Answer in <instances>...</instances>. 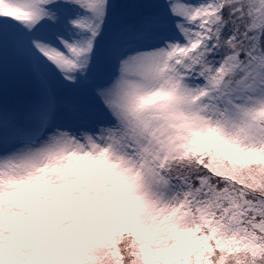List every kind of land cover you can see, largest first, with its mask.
I'll return each instance as SVG.
<instances>
[{
  "label": "snow or ice",
  "instance_id": "obj_1",
  "mask_svg": "<svg viewBox=\"0 0 264 264\" xmlns=\"http://www.w3.org/2000/svg\"><path fill=\"white\" fill-rule=\"evenodd\" d=\"M0 264H264V0H0Z\"/></svg>",
  "mask_w": 264,
  "mask_h": 264
},
{
  "label": "trees",
  "instance_id": "obj_2",
  "mask_svg": "<svg viewBox=\"0 0 264 264\" xmlns=\"http://www.w3.org/2000/svg\"><path fill=\"white\" fill-rule=\"evenodd\" d=\"M19 75V72H17V76ZM29 84H33L31 81L30 76L28 75L26 80H23L22 82L20 81L19 84L17 85L19 87V89L24 92V93H28L31 92L32 88L34 87V85H29Z\"/></svg>",
  "mask_w": 264,
  "mask_h": 264
},
{
  "label": "rangeland",
  "instance_id": "obj_3",
  "mask_svg": "<svg viewBox=\"0 0 264 264\" xmlns=\"http://www.w3.org/2000/svg\"><path fill=\"white\" fill-rule=\"evenodd\" d=\"M113 2L122 3V2H128V0H113ZM27 77H28V74L26 72H19V75L17 76L16 84L18 85L20 81L22 82L23 80H26ZM29 85H34V84H29Z\"/></svg>",
  "mask_w": 264,
  "mask_h": 264
}]
</instances>
